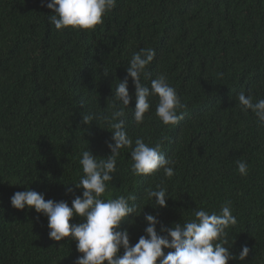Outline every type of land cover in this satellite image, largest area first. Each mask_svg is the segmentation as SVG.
<instances>
[{"label":"trees","instance_id":"trees-1","mask_svg":"<svg viewBox=\"0 0 264 264\" xmlns=\"http://www.w3.org/2000/svg\"><path fill=\"white\" fill-rule=\"evenodd\" d=\"M240 2L115 0L94 29L57 31L41 0H0V54L17 40L7 27H48L43 52L47 65L24 61L11 68L15 76H37L51 93L42 99V89L25 96L12 89L0 107V264H74L82 255L71 237L49 238L46 216L27 206L14 209L10 198L17 191L34 190L45 200L71 206L83 192L75 186L84 175L79 163L83 151L89 150L98 160L111 155L107 143L113 129L108 121L121 109L124 116L119 119L133 144L120 149L114 179L107 182L102 198L135 197L129 201L135 212L118 229H127L130 244L145 235L146 214L160 221V233L161 225L183 224L201 208L219 213L230 201L237 224L226 230L225 246L235 257L228 264H264V124L250 109H242L237 93L246 89L253 102L264 99V0ZM39 38L36 30L30 31L16 47L30 55ZM147 46L155 57L141 83L150 87L151 80L163 74L187 106L178 111L183 118L174 125H164L157 117L156 96L149 98L151 107L139 125L131 118L135 107L129 113L115 97L133 54ZM86 60L102 92L74 98L95 117L82 131L77 122H64L66 111L60 109L63 99L56 96V81L69 78L83 84L91 77ZM128 86L134 89L130 77ZM92 101L93 108L87 104ZM33 106H43L41 113L53 121L47 126L37 119L30 123ZM137 138L150 146L160 144L174 161L171 178L163 169L150 175L132 173L130 153ZM237 161H246V176L239 173ZM157 185L167 189L165 207H155L154 198L147 197L146 190H156ZM82 222L79 216L70 221ZM245 244L250 251L240 260ZM169 251L164 249L165 254Z\"/></svg>","mask_w":264,"mask_h":264},{"label":"clouds","instance_id":"clouds-1","mask_svg":"<svg viewBox=\"0 0 264 264\" xmlns=\"http://www.w3.org/2000/svg\"><path fill=\"white\" fill-rule=\"evenodd\" d=\"M41 2L50 13V22L54 24L51 26L57 31H63L66 27L94 29L96 25L103 23L105 13L115 6V0H41ZM238 2L243 4L240 0ZM7 28L17 40L0 54L2 95L0 107L5 104L7 93L12 89L24 96L42 89V99L50 96L47 84L40 78L35 75L15 76L11 68V64L24 61L47 65L43 52L48 27L21 28L16 24ZM33 30L38 32L40 38L34 42L31 54L27 55L16 47V43L25 39ZM1 34L2 30L0 37ZM154 57L155 51L150 46L133 54L126 76L116 86L115 97L124 106H128L129 113L135 107L134 116L131 118L139 125L143 123L145 114L151 107L149 98L156 96L158 97L157 117L164 125H174L183 118V112L178 114V111L187 106L181 103L175 88L168 83L167 77L162 74L152 79L150 87L141 83L140 77ZM85 64L91 77L83 84L69 78L56 81V96L63 99L60 109L66 111L63 114L64 122H77L82 131L95 117L88 115L91 112H86V108L77 106L74 98L84 96L89 91L102 92L100 84L93 76L94 69L89 64V60H86ZM129 77L133 81L135 91L133 88L129 90ZM246 91V89H237L239 104L243 110L250 109L258 121L264 124V99L253 102V97L250 94L246 95ZM87 104L93 108L95 101ZM42 109L43 106L32 107L30 123L37 119L47 126L53 121V117L41 113ZM123 116L124 112L121 109L115 111L111 121H108L113 129L111 141L107 143L111 155L98 160L89 150L83 151L79 163L84 175L79 183L75 184L77 188H82L83 192L82 196H75L72 199L71 206L66 201L45 200L43 193L34 190L15 192L10 198L11 206L18 210H23L27 206L46 216L48 236L52 240L61 241L71 237L76 241V250L82 255L76 258L74 264H105V262L106 264H157L158 260L159 264H228V261L235 257L229 251L230 246H225L228 245L226 230L237 224L230 201H226L221 206L219 213L215 211L209 213L201 208L194 212V219L187 220L183 224L176 223L171 227L161 225L160 233L157 232V224L160 221L153 214H146L145 235L140 236L134 245L130 244L127 229L118 230L121 222L135 212V205L129 203L135 197L121 195L108 200L102 197L106 192L107 182L114 179L116 157L120 149L133 144L125 130L124 120L119 119ZM189 116L191 112L188 113L185 123L189 120ZM104 119L108 118L104 117ZM130 156L133 161L131 171L134 175H150L160 169H163L168 178L175 174L173 167L170 166L174 161L164 155L160 144L150 146L143 138H137ZM237 165L239 173L246 176L248 174L246 161H237ZM72 191V188H67V192ZM146 194L148 198H154L155 207L166 206L168 198L166 188L157 185L156 190L148 189ZM75 216L82 217L83 222L70 223ZM164 249L172 251L165 254ZM249 251V247L243 245L239 259L244 260Z\"/></svg>","mask_w":264,"mask_h":264}]
</instances>
